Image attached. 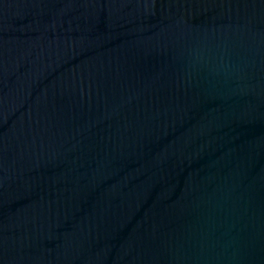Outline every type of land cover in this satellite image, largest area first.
<instances>
[{
  "label": "water",
  "instance_id": "obj_1",
  "mask_svg": "<svg viewBox=\"0 0 264 264\" xmlns=\"http://www.w3.org/2000/svg\"><path fill=\"white\" fill-rule=\"evenodd\" d=\"M0 264H264V0H0Z\"/></svg>",
  "mask_w": 264,
  "mask_h": 264
}]
</instances>
